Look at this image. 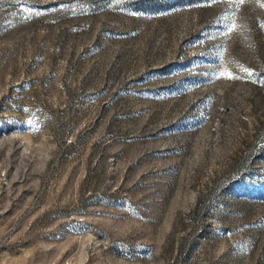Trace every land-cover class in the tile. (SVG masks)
Listing matches in <instances>:
<instances>
[{
    "label": "rangeland",
    "instance_id": "rangeland-1",
    "mask_svg": "<svg viewBox=\"0 0 264 264\" xmlns=\"http://www.w3.org/2000/svg\"><path fill=\"white\" fill-rule=\"evenodd\" d=\"M0 264H264V0H0Z\"/></svg>",
    "mask_w": 264,
    "mask_h": 264
},
{
    "label": "snow or ice",
    "instance_id": "snow-or-ice-1",
    "mask_svg": "<svg viewBox=\"0 0 264 264\" xmlns=\"http://www.w3.org/2000/svg\"><path fill=\"white\" fill-rule=\"evenodd\" d=\"M235 3L242 4V3H244V0H235ZM225 19L228 21L227 24L225 25V32L227 34L228 32H231V30L236 27V24L234 22V16L226 15ZM244 70L246 72H249V74H251L250 70H248V69H244ZM217 75H220V76H224V75L231 76V73L227 72L226 69H225V70L219 71L217 73Z\"/></svg>",
    "mask_w": 264,
    "mask_h": 264
}]
</instances>
